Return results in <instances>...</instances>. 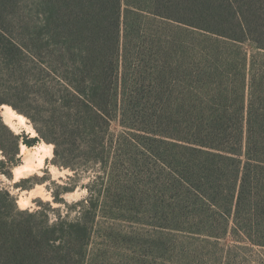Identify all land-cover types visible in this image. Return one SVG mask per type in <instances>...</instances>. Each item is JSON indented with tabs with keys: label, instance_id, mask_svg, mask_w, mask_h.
Wrapping results in <instances>:
<instances>
[{
	"label": "trees",
	"instance_id": "16d2710c",
	"mask_svg": "<svg viewBox=\"0 0 264 264\" xmlns=\"http://www.w3.org/2000/svg\"><path fill=\"white\" fill-rule=\"evenodd\" d=\"M130 2L214 48L195 52L172 30L156 40L149 32L146 67L136 72L149 79L121 88ZM154 41L166 52L152 50ZM245 42L258 49L249 61ZM1 103L33 124L25 144L44 140L56 165L100 172L78 215L52 223L40 209H17L0 188V264H88L111 190L122 202L149 198L167 236L210 244L232 221L234 238L264 248V0H0ZM4 128L10 162L19 137Z\"/></svg>",
	"mask_w": 264,
	"mask_h": 264
},
{
	"label": "rangeland",
	"instance_id": "374dc122",
	"mask_svg": "<svg viewBox=\"0 0 264 264\" xmlns=\"http://www.w3.org/2000/svg\"><path fill=\"white\" fill-rule=\"evenodd\" d=\"M131 4L132 2L129 5L123 3L122 10L119 64L121 88L128 85L126 83H142L149 79L142 81L136 73L146 67L144 59L149 56V32L155 35L156 40L157 34H164L166 39L172 30L179 37V45L195 52L203 49L208 52L210 48H214L210 41L197 37L196 31L178 29L176 23L144 12L135 7L136 3ZM241 46L247 53L248 61L251 55L258 51L250 42L242 43ZM152 50L166 52L165 46L156 45L155 41ZM2 105L10 106L25 119L14 125L6 123L1 115ZM4 126L12 135L19 137V153L9 162L0 149V188L10 193L17 209H40L46 215L48 223L55 222L57 218L76 217L80 209L77 202L88 196L90 184L100 169L86 170L82 166L72 170L60 167L53 163L52 143L39 140L31 145L25 144L24 138L35 137L37 133L29 118L7 103L0 104V140L2 138L6 141V149L12 151L14 142L5 132ZM31 128L35 131L34 134ZM113 129L118 131L120 127L114 123ZM43 143L52 145V148L45 147ZM30 155H43L44 161L40 163L34 158L33 163L26 166ZM20 165L25 166V169L16 178L15 167ZM21 179L23 182L20 184L24 185V188L17 184ZM98 187L100 188L99 185H94L92 189ZM144 189H147V185L142 187V190ZM109 195L105 192L100 199L97 225L95 224L87 245L88 264H264V248L244 239L234 238L231 233L232 221L227 235L211 240L210 244L184 238L182 234L176 236L174 233V237H170L156 225V219L151 215L149 198L140 202L138 195L136 201L129 203L127 200L122 202L121 194L117 191L111 190ZM137 213L139 215L134 216ZM128 217H136V221Z\"/></svg>",
	"mask_w": 264,
	"mask_h": 264
},
{
	"label": "bare ground",
	"instance_id": "6f19581e",
	"mask_svg": "<svg viewBox=\"0 0 264 264\" xmlns=\"http://www.w3.org/2000/svg\"><path fill=\"white\" fill-rule=\"evenodd\" d=\"M1 115L3 116V119H4V121L6 122V123H8V124H10V125H14L15 123H17V122H21V121H23L25 118H24V116H22L21 114H18V113H16L10 106H8V105H2L1 106ZM25 123V122H24ZM25 126H27L26 124H25ZM31 130H32V134H34L35 133V131L33 130V128H31ZM43 144H45V143H43ZM45 147H49V148H52V145H50V144H45ZM45 147H44V149H45ZM40 148H43V147H41L40 146ZM48 150V149H47ZM51 154V153H50ZM36 159L38 162H40V163H42L43 161H44V157H43V155H30V156H28V158H27V162H26V166L28 165V166H30L32 163H33V159ZM25 169V166H23V165H20V166H17V167H15V176L14 177H18V175H20V173L23 171ZM19 201H21V200H19Z\"/></svg>",
	"mask_w": 264,
	"mask_h": 264
}]
</instances>
